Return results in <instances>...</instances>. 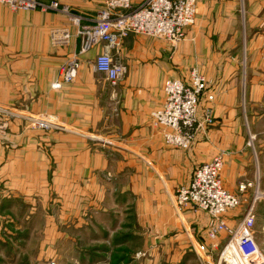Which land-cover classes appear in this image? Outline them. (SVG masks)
<instances>
[{"label":"rangeland","instance_id":"374dc122","mask_svg":"<svg viewBox=\"0 0 264 264\" xmlns=\"http://www.w3.org/2000/svg\"><path fill=\"white\" fill-rule=\"evenodd\" d=\"M38 1L52 9L14 11L0 3V203L4 207L0 210L4 258L0 264H209L207 259L217 264L219 252L205 259L195 251L177 256L172 244L159 242L152 234L157 227L147 214L145 199L137 193L136 163L126 159L135 150L125 145L127 134L119 125L116 128L109 120L67 124L57 118L52 84L74 52L69 53L72 44L79 48L81 43L73 19L81 20L79 30L90 25L105 9L106 0ZM253 5L246 1L240 5L239 34L219 35L214 31L217 20L202 18L197 1L195 24L185 37L175 43L157 41L165 44L161 59L174 72L168 79L187 82L193 71L198 72L208 83L204 93L207 100L213 95L208 100L212 103L216 79L201 74L198 65L205 59L219 62L223 51L229 61L244 66L250 77L252 53L258 58L264 50L263 11L254 14ZM67 32L71 33L69 42L64 38ZM128 38L131 41L124 44ZM142 39L146 43L157 40L130 35L120 42L115 59L127 66V73L116 85L106 79L114 91L127 77L130 64L140 59L134 42ZM95 56L96 50L81 58L77 76L94 74L102 82L105 76L93 68ZM262 58L257 60L259 75H263ZM187 72L188 77L182 79ZM102 84L96 83V101L102 100ZM243 101L247 110L264 112V100L256 108L246 98ZM109 107L117 112L118 99ZM209 108L207 137L215 124ZM204 113L200 122L205 120ZM256 129L260 132L248 137L243 126L245 146L219 153L223 186L241 200L227 213L226 221L235 226L252 210L255 238L264 254V123ZM236 150L242 161L231 159ZM226 174L232 176L228 179L233 186Z\"/></svg>","mask_w":264,"mask_h":264},{"label":"crops","instance_id":"0c3cea01","mask_svg":"<svg viewBox=\"0 0 264 264\" xmlns=\"http://www.w3.org/2000/svg\"><path fill=\"white\" fill-rule=\"evenodd\" d=\"M197 1L202 8L200 12L202 18L217 20L214 31L219 35L239 34V8L245 1L254 4L252 6L254 14L259 10L263 11L264 21V0ZM190 34L193 35L191 32ZM158 40L160 39L146 43L142 39L134 42L140 51V59L130 64L129 73L117 91L113 90L106 76L104 77L102 82L105 86L102 84L103 97L100 101H96L95 89L96 83L102 82L96 81L94 74L81 73L72 83L66 84L61 89H52L54 90L52 92L56 93L58 105L56 114L60 121L67 124L74 122L84 124V122L95 123L109 120L111 125H115L116 128V125H119L121 132L127 134L125 145L134 148L135 154H126L132 157L126 159L127 162L136 163V187L139 188L137 193L141 195L142 201L145 199L147 214L151 215L157 227L152 234L159 242L172 244L173 254L181 256V253L184 254L186 251L194 252V246H198L201 241L207 242L203 231L209 218L203 212L194 213L185 210L183 213H177L173 207L172 198L178 188L190 183L197 167L213 160L215 156L221 154L220 151L226 153L228 149L234 150V148L245 146V138L242 135L243 126L248 130L247 135H256L260 132L256 127L261 121L264 123V112L247 110L243 100L245 98L246 101L249 100L252 108H256L261 100H264V50L262 55L258 52L260 55L258 58L255 52L252 53L251 67L254 72L250 77L244 66L240 67L238 63L227 59L226 51H223L219 62H209L205 59L198 65L201 74L209 75L208 77L211 75L216 79L215 99L210 103L206 97L207 92L202 94L198 116L201 118L204 109L211 106L215 124L208 137L205 134L206 130L202 132L199 130L191 147L181 149L166 144L159 130L151 123V112L162 107L165 100L164 83L174 75L173 70H168L161 59L162 47L165 44L157 42ZM130 41L128 38L123 42L126 44ZM77 47L78 45L74 42L69 53L76 51ZM182 51L189 52L186 49ZM259 58L263 59L261 62L263 75L257 74ZM188 74L189 72L182 73L181 78L188 77ZM114 98L118 99L119 108L115 113L109 109ZM114 115L118 116L114 117ZM238 151L231 153L230 156H233L231 159L242 161L243 156ZM236 172L241 174L238 168ZM231 177L226 174L229 184L231 182L228 178L231 180ZM2 205L0 203V210L2 208L4 210ZM6 209L8 211V207ZM223 245L224 240H218L217 251ZM2 259L4 258H1L0 253V262L3 261Z\"/></svg>","mask_w":264,"mask_h":264},{"label":"built area","instance_id":"2783aa9c","mask_svg":"<svg viewBox=\"0 0 264 264\" xmlns=\"http://www.w3.org/2000/svg\"><path fill=\"white\" fill-rule=\"evenodd\" d=\"M0 3L14 11L52 9L38 0H0ZM196 14V0H144L140 4L135 0H106L105 9L90 20V25L79 30L81 20L73 19L78 26L77 38H81V43L67 58L60 78L52 84V88L61 89L72 83L77 77L81 58L94 50V71L116 85L127 73V66L115 59L122 40L130 35H145L175 43L183 39L186 30L195 24ZM64 38L69 42L71 33L67 32ZM207 86L206 79L196 71L191 73L187 82L172 78L166 80L163 86L164 103L150 115L152 126L159 130L166 144L189 149L197 131L206 130L211 110L209 107L205 109L204 122H200L198 111L200 98ZM212 99L213 95L208 96L209 101ZM222 167L221 154L197 167L190 183L175 192L173 207L179 214L188 210L208 215L203 231L207 242L201 241L194 246L199 258H210L219 252L217 264H264V254L254 234L255 216L252 210L235 226L226 221L227 213L237 208L241 200L224 188ZM244 189L241 186L240 191ZM220 239L224 240V245L217 251ZM206 261L210 264L208 259Z\"/></svg>","mask_w":264,"mask_h":264}]
</instances>
